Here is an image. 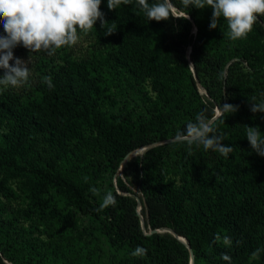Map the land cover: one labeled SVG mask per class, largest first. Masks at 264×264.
Instances as JSON below:
<instances>
[{
  "label": "trees",
  "instance_id": "16d2710c",
  "mask_svg": "<svg viewBox=\"0 0 264 264\" xmlns=\"http://www.w3.org/2000/svg\"><path fill=\"white\" fill-rule=\"evenodd\" d=\"M172 2L190 18L148 21L134 4L109 10L102 0L108 26L117 29L106 36L98 20L90 34L109 50L51 66L42 78L50 76L54 87L41 78L26 100L0 91V193L8 191L9 181H18L28 208L40 217L55 213L54 200H61L58 236L72 233L77 213L87 216L116 264H189L186 242L193 264H229L223 253L231 264H264V157L246 138L248 126H258L264 136V112L250 111L253 97L256 103L264 100V17L246 39L232 41L222 26L210 30L202 24L208 7ZM127 94L139 101V110L126 103L106 108ZM225 103L239 106L212 120L215 134L233 148L227 158L175 140L198 113L211 120ZM154 142L163 143L142 152L132 172L145 202L144 228L138 203L124 193L131 190L121 179L116 181L121 191H109L115 206L97 211L102 199L62 170L65 155L72 153L76 165L93 163L112 177L129 152ZM154 228L166 233L149 234ZM217 234L221 240L214 242ZM99 244L90 233L74 240L71 251L84 264H101ZM138 245L147 249L143 258L131 255ZM36 247L18 256L0 249L9 264H42ZM256 249L259 258L252 259ZM0 264L7 263L0 257Z\"/></svg>",
  "mask_w": 264,
  "mask_h": 264
},
{
  "label": "clouds",
  "instance_id": "9594fccd",
  "mask_svg": "<svg viewBox=\"0 0 264 264\" xmlns=\"http://www.w3.org/2000/svg\"><path fill=\"white\" fill-rule=\"evenodd\" d=\"M101 3L102 0H0V23L3 25V34H0V68L4 69L0 76V91L8 87L21 88L29 83L31 72L28 60L14 56L13 49L16 47L23 46L29 53L44 52L52 56L58 50L75 46L81 39L80 34L90 33L96 28L98 20L101 28L105 29L104 35L113 34L117 25L108 26L105 13L100 8ZM129 4H134L139 10L137 14L143 13L148 21L160 22L170 17L190 18L187 12L178 10L172 0H154L151 3L149 0H107L109 10ZM181 4L183 8L211 7L213 11L209 29L217 28L222 18L227 26L223 35L232 41L246 39L258 17H264V0H181ZM42 83H46L50 89L54 87L50 76H44ZM255 100V97L250 100V111L264 112V100L259 103ZM238 108V105L225 103L218 114H232ZM212 123L201 111L196 115L195 122L189 121L183 131L176 133L175 140L187 143L189 149L192 145H202L205 151L211 149L227 158L233 148L222 143L224 137L215 134ZM246 138L253 152L264 157V136L259 127L248 126ZM90 191L95 194L98 190L91 188ZM115 204V196L108 192L97 211ZM220 240L217 234L214 242ZM223 244L230 247L231 239L224 236ZM260 251H253L251 258L258 259ZM146 254L147 249L139 245L131 253L133 257L140 258ZM221 258L231 264V257L227 253H223Z\"/></svg>",
  "mask_w": 264,
  "mask_h": 264
},
{
  "label": "rangeland",
  "instance_id": "374dc122",
  "mask_svg": "<svg viewBox=\"0 0 264 264\" xmlns=\"http://www.w3.org/2000/svg\"><path fill=\"white\" fill-rule=\"evenodd\" d=\"M212 11L213 9L208 7L203 13V17L200 20L203 25L209 26ZM191 21L193 23V20ZM194 26L195 24L193 23L191 28L193 36H195L196 31ZM221 26L225 32V30H227L226 21L222 18L218 27L221 28ZM0 34H3L2 23H0ZM80 36L81 39L75 46L58 50L56 54L52 56L44 52L29 53L23 46H18L13 49L15 57L22 58L25 61L28 60V67L30 68L31 75L29 83L24 87H8L4 91L16 95L22 100H26L33 93L35 86L38 84L43 74L48 72L51 66L61 64L65 60L91 58L110 49V46L98 43L95 37L90 33H81ZM189 52L188 47L187 58ZM10 63H14V61H10ZM3 73L4 69L0 68V76H2ZM105 74L112 80L110 73ZM195 80L199 88L200 83L196 77ZM200 87L199 89L207 94V92H205L206 90H204L201 85ZM112 90L114 91L115 89ZM123 103H126L128 108H135L138 110L140 108L139 101L136 100L132 94H127L126 97H121L120 99L116 98L115 103H108L106 108H117V106H122ZM216 109L217 111L219 110L218 108ZM142 150L143 148L141 147L129 152L112 177L108 175L107 171L98 168L93 163L85 162L76 165L75 157L72 153H67L65 155L61 162V166L64 174L71 176L75 181L85 186L87 190L90 191L91 188H96L98 191L95 195L100 199H103L104 195L112 188L121 191L116 182L117 178L121 179L131 190V193H124H128L133 198L135 195L142 198L138 188L134 185V178L132 176L134 167L143 152ZM8 187L9 189L5 194L0 193V248H3L10 254L18 256L21 251L26 252L35 244L37 245L35 253L39 254L42 258V264H84L82 258H79V255L71 251V246L74 240L79 241L80 238L92 233L93 237H97L100 241L99 246L101 249L98 250V259L101 264H116L115 261L110 259L113 250L107 245L105 238L100 232L93 227V224L89 221L87 216L77 213L74 221L75 228L72 229V233L66 237H61V235L58 236L56 227L61 225V217L64 213V211H60L62 207L61 200H54L57 206L55 213L49 214L46 217H40L28 208L29 205L24 197V193L20 189L18 181H9ZM90 193L93 192L90 191ZM140 198L139 200L137 199V211L139 217H143V214H140V209L142 208ZM161 232L166 233L165 231ZM0 257L5 263H11L7 260L1 249Z\"/></svg>",
  "mask_w": 264,
  "mask_h": 264
},
{
  "label": "water",
  "instance_id": "95a60500",
  "mask_svg": "<svg viewBox=\"0 0 264 264\" xmlns=\"http://www.w3.org/2000/svg\"><path fill=\"white\" fill-rule=\"evenodd\" d=\"M194 29H196V27L194 26ZM189 61V63H190V65H191V68H192V64H191V60L189 59L188 60ZM192 70H193V68H192ZM199 88H201L200 87V85H199ZM219 110L217 111V109L215 110V115H214V117L211 119V120H213L216 116H218L219 114ZM168 141V140H167ZM163 142H166V141H163ZM163 142H154V143H151V144H147V145H144V146H142L143 147V152L145 151V150H147L148 148H150V147H153V146H155V145H158V144H160V143H163ZM124 159V158H123ZM123 159L121 160V162L123 161ZM120 162V163H121ZM141 194V193H140ZM138 197L139 196H137V195H135V200H136V203H137V199H138ZM140 198V197H139ZM141 200H142V202H143V204H144V206H145V202H144V200L142 199V198H140ZM139 219H140V221H141V224H142V226H143V228H144V219H143V217L142 216H140L139 217ZM162 228V227H161ZM159 232H161V230H160V228H154V229H150L149 231H148V233L150 234V233H159ZM174 238H176L177 239V237L175 236V235H173V234H171ZM179 240V239H178ZM186 248H187V250H188V252H189V264H193L194 263V256H193V253H192V251H191V249H190V247H189V245H188V243L186 242V246H185Z\"/></svg>",
  "mask_w": 264,
  "mask_h": 264
},
{
  "label": "bare ground",
  "instance_id": "6f19581e",
  "mask_svg": "<svg viewBox=\"0 0 264 264\" xmlns=\"http://www.w3.org/2000/svg\"><path fill=\"white\" fill-rule=\"evenodd\" d=\"M138 200H139V198H138ZM163 229L166 230V231H169L171 234L175 235L178 239H180L179 236L174 231H172L171 229H169V228H163Z\"/></svg>",
  "mask_w": 264,
  "mask_h": 264
}]
</instances>
